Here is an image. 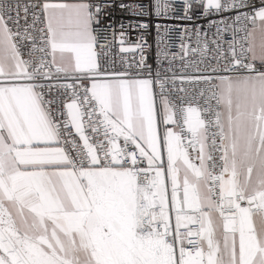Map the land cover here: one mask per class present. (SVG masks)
<instances>
[{"label":"snow or ice","instance_id":"snow-or-ice-1","mask_svg":"<svg viewBox=\"0 0 264 264\" xmlns=\"http://www.w3.org/2000/svg\"><path fill=\"white\" fill-rule=\"evenodd\" d=\"M180 6L169 78L111 0H0V264H264V0Z\"/></svg>","mask_w":264,"mask_h":264},{"label":"built area","instance_id":"built-area-1","mask_svg":"<svg viewBox=\"0 0 264 264\" xmlns=\"http://www.w3.org/2000/svg\"><path fill=\"white\" fill-rule=\"evenodd\" d=\"M15 3V0H13ZM27 0H20L21 5L26 3ZM114 5L113 8L107 9L109 15L105 17L106 24H110L115 30V37L112 31L106 33L108 40L112 43L109 44L110 56L115 57L116 66H121V57H125L128 61H131L133 57L137 60L139 59V50L135 53H120L119 52V33L123 30L126 34L125 46H129L140 42V37H143V41H146L145 50L143 55L146 57V62L151 66L153 74L157 71L159 66L161 76H166L171 78L173 74L177 77L182 74L183 66L186 62H199L201 59L199 54H189L182 60L183 52L181 49L182 43H189L192 47H195L193 37L192 41L184 36V29L187 27L193 29L196 24H206L203 18H195L193 21H187L180 19L183 16V8L180 6L182 0H176L174 4L175 10L169 14L170 17L174 18H157L154 14L153 0H111ZM123 3L125 5H137L143 6V11L147 15H132L127 9H122L119 5ZM135 12L140 13V8L134 9ZM140 23H148L149 27L147 30L136 27ZM159 23L161 28L159 32L157 31L155 25ZM121 24H123V29H121ZM166 26H170L167 28ZM231 34H229L226 39H230ZM224 47H227L225 44ZM211 58L212 53L208 54ZM171 62V63H170ZM207 60L205 64L200 65L201 68L206 67ZM171 68L172 71H165ZM183 74H192V69L188 68ZM180 86V81L177 80V87ZM183 87L188 90L189 93L197 94L199 92V87L190 84H184ZM176 99V96H173ZM177 103L179 101L177 100Z\"/></svg>","mask_w":264,"mask_h":264}]
</instances>
